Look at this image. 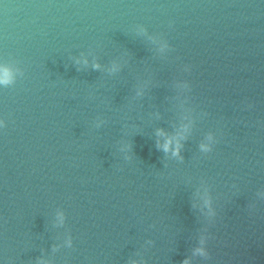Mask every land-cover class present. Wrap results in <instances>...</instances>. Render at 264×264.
Returning a JSON list of instances; mask_svg holds the SVG:
<instances>
[{
	"label": "water",
	"instance_id": "water-1",
	"mask_svg": "<svg viewBox=\"0 0 264 264\" xmlns=\"http://www.w3.org/2000/svg\"><path fill=\"white\" fill-rule=\"evenodd\" d=\"M0 264H264V0H0Z\"/></svg>",
	"mask_w": 264,
	"mask_h": 264
},
{
	"label": "clouds",
	"instance_id": "clouds-1",
	"mask_svg": "<svg viewBox=\"0 0 264 264\" xmlns=\"http://www.w3.org/2000/svg\"><path fill=\"white\" fill-rule=\"evenodd\" d=\"M3 82H7V73H5V79ZM165 150H167V145L165 146Z\"/></svg>",
	"mask_w": 264,
	"mask_h": 264
}]
</instances>
